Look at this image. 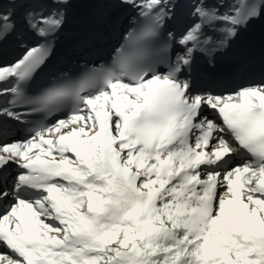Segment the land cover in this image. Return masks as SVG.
Segmentation results:
<instances>
[{
    "label": "snow or ice",
    "instance_id": "1",
    "mask_svg": "<svg viewBox=\"0 0 264 264\" xmlns=\"http://www.w3.org/2000/svg\"><path fill=\"white\" fill-rule=\"evenodd\" d=\"M78 7L115 43L61 67ZM258 22L264 0H0V264H264V34L217 73Z\"/></svg>",
    "mask_w": 264,
    "mask_h": 264
}]
</instances>
